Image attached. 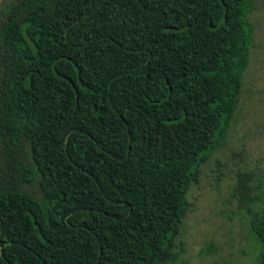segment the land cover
I'll use <instances>...</instances> for the list:
<instances>
[{"label": "trees", "instance_id": "16d2710c", "mask_svg": "<svg viewBox=\"0 0 264 264\" xmlns=\"http://www.w3.org/2000/svg\"><path fill=\"white\" fill-rule=\"evenodd\" d=\"M247 3L0 0V264L175 263L187 192L237 107Z\"/></svg>", "mask_w": 264, "mask_h": 264}, {"label": "rangeland", "instance_id": "374dc122", "mask_svg": "<svg viewBox=\"0 0 264 264\" xmlns=\"http://www.w3.org/2000/svg\"><path fill=\"white\" fill-rule=\"evenodd\" d=\"M252 31L237 107L223 141L200 165L187 192L188 210L174 264H256L247 214L238 205L237 179L260 184L264 196V0H247ZM39 197L37 187L28 188Z\"/></svg>", "mask_w": 264, "mask_h": 264}, {"label": "water", "instance_id": "95a60500", "mask_svg": "<svg viewBox=\"0 0 264 264\" xmlns=\"http://www.w3.org/2000/svg\"><path fill=\"white\" fill-rule=\"evenodd\" d=\"M65 141H66V138H65ZM0 253H1V246H0Z\"/></svg>", "mask_w": 264, "mask_h": 264}]
</instances>
